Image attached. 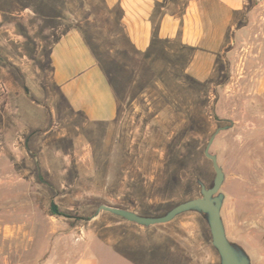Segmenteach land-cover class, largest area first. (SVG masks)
<instances>
[{"label": "rangeland", "instance_id": "rangeland-1", "mask_svg": "<svg viewBox=\"0 0 264 264\" xmlns=\"http://www.w3.org/2000/svg\"><path fill=\"white\" fill-rule=\"evenodd\" d=\"M107 13L102 0H0V264L72 263L89 254L97 264H220L201 212L180 213L143 237L116 228L121 217L95 211L108 204L157 216L200 196V184L208 188L214 177L204 148L222 126L209 153L224 174L225 234L250 264H264V91L256 90L264 0L250 1L247 29L199 82L165 61L136 58L117 27L103 25ZM87 17L91 47L121 101L110 123L65 109L44 83L47 30ZM24 67L43 99L23 80Z\"/></svg>", "mask_w": 264, "mask_h": 264}, {"label": "crops", "instance_id": "crops-1", "mask_svg": "<svg viewBox=\"0 0 264 264\" xmlns=\"http://www.w3.org/2000/svg\"><path fill=\"white\" fill-rule=\"evenodd\" d=\"M250 1L102 0L108 12L103 25L116 26L129 52L144 59L146 65L165 61L177 67L181 76L199 82L215 74L217 61H226L236 36L247 29ZM112 11L113 17L109 15ZM89 21L90 17L81 21L67 18L47 30L44 48L48 72L44 83L65 109L90 123H110L117 117L121 101L104 67L105 60L91 47L90 41L96 37L83 27ZM120 42L115 31V50L123 49ZM21 72L31 92L43 99L37 84L27 78V69ZM258 81L256 90L262 93L264 67ZM45 102L53 106L50 100ZM113 225L132 229L143 237L156 227L139 226L123 218ZM114 245L117 248V236ZM60 264H97V260L89 254Z\"/></svg>", "mask_w": 264, "mask_h": 264}, {"label": "water", "instance_id": "water-1", "mask_svg": "<svg viewBox=\"0 0 264 264\" xmlns=\"http://www.w3.org/2000/svg\"><path fill=\"white\" fill-rule=\"evenodd\" d=\"M226 127L227 126L218 127L210 135L204 148V155L211 161L214 170V177L210 187L206 188L203 184H200V196L182 201L172 206L164 214L157 216H144L137 214L134 211L108 204H100L95 211V214L103 210L138 225L149 226L168 222L180 213L195 210L205 215L211 236V244L219 255L220 264H250L249 257L239 251L227 239L220 217V206L223 196L218 192V190L222 183L224 174L217 162L216 156L209 153V146L211 145L215 135L220 130L226 129ZM38 178L39 180H42L40 174H38ZM50 209L54 214L58 213L57 207L53 201L50 203Z\"/></svg>", "mask_w": 264, "mask_h": 264}]
</instances>
